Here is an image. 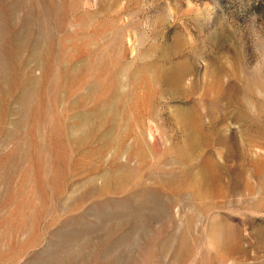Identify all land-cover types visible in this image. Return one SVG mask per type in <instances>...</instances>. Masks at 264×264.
<instances>
[{"label": "rangeland", "instance_id": "rangeland-1", "mask_svg": "<svg viewBox=\"0 0 264 264\" xmlns=\"http://www.w3.org/2000/svg\"><path fill=\"white\" fill-rule=\"evenodd\" d=\"M1 74L0 264H264V0H0Z\"/></svg>", "mask_w": 264, "mask_h": 264}, {"label": "bare ground", "instance_id": "bare-ground-1", "mask_svg": "<svg viewBox=\"0 0 264 264\" xmlns=\"http://www.w3.org/2000/svg\"><path fill=\"white\" fill-rule=\"evenodd\" d=\"M0 105H1V110H2V74L0 76Z\"/></svg>", "mask_w": 264, "mask_h": 264}]
</instances>
